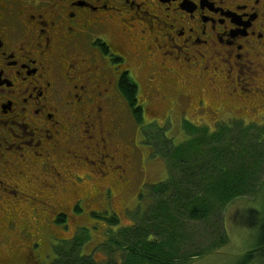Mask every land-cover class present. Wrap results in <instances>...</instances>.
<instances>
[{
	"label": "flooded vegetation",
	"instance_id": "1",
	"mask_svg": "<svg viewBox=\"0 0 264 264\" xmlns=\"http://www.w3.org/2000/svg\"><path fill=\"white\" fill-rule=\"evenodd\" d=\"M124 77L141 129L175 111L263 124L264 0H0V238L79 172L106 186L109 204L130 187L120 113L137 123ZM93 198L54 207L70 214ZM32 245L25 264H37ZM16 259L0 250V264Z\"/></svg>",
	"mask_w": 264,
	"mask_h": 264
},
{
	"label": "rangeland",
	"instance_id": "2",
	"mask_svg": "<svg viewBox=\"0 0 264 264\" xmlns=\"http://www.w3.org/2000/svg\"><path fill=\"white\" fill-rule=\"evenodd\" d=\"M258 87H261L260 84ZM159 89L163 92L161 86ZM208 91L202 92L204 97L216 101L217 98H212ZM164 92L169 93L167 90H164ZM152 99L155 103L154 109L160 115L166 116L167 111L170 110L169 106L166 107L164 103H159L160 98L158 97L154 96ZM206 115L205 121L193 120L190 123L187 116L183 118L175 111L168 114L166 119L156 122V127L140 130L141 128L132 121L129 110L124 109L120 113L121 118H123L121 120L123 127H121L119 140L121 143L126 142L129 145L128 174L131 181L130 187L124 191L123 195L116 196L114 203L109 204L108 194L106 193L104 198L101 195V191L104 192L106 186H103L99 180L90 181L92 178L86 176L85 171L79 172L83 175L76 179L79 185L75 188L65 187L58 190L54 196L55 201L58 202L54 204L47 205L43 202L36 204L34 215L30 216L32 217L31 220L29 219L25 225L22 221H18L16 229L7 230L8 232L6 231L7 233L5 232L2 235L0 238L2 255L6 257L15 255V258H17L8 264H25L19 256L29 252L30 248L27 247L32 244L34 248L31 250L34 257L33 262L50 264L54 259L52 248L64 245L66 241L73 239L75 236L86 238L81 249L82 256H92L98 264L108 262V251L104 247L101 248L100 245L105 243L108 237L111 236L110 233L132 227L138 223L139 219L136 216L139 196L148 197V187L166 181L169 172L173 170L170 166L171 163H168V153L162 150L164 140L161 142L159 135L162 136L160 138H166L167 141H170V145H167V148L170 149L171 143L178 146L188 139L184 124H192L191 130L204 126L210 132H213L215 130L214 115L211 112L206 113ZM247 118H252V116ZM234 119L238 118L226 117L223 121H233ZM253 119L259 120L255 116ZM184 121L189 123L186 124ZM245 123L248 124L251 121ZM262 125L264 124L259 126ZM83 164L91 169L94 168V165L88 161H83ZM252 178L251 190L248 194L216 210L205 221L194 222L187 220V218L182 219L181 222L185 226L183 231L187 239L177 249L178 256L175 258V264H241L243 257L256 247L261 246V227L264 219V198L262 194L264 191L258 197H255L254 192L264 180V163L253 174ZM93 185L96 187L93 188ZM84 196H94V198L91 201L82 203L78 210L70 214H59L60 211L55 208L61 206L69 209L76 199ZM147 207L148 201L145 200L142 202L139 212L146 208L145 213L148 214ZM40 210L45 215H41ZM113 216L118 219V224L117 226H108L107 220ZM57 220H63L64 222L58 223ZM223 239H225L224 244H222ZM117 258L118 255L116 261H119V258ZM251 264H264V247L254 253Z\"/></svg>",
	"mask_w": 264,
	"mask_h": 264
},
{
	"label": "trees",
	"instance_id": "3",
	"mask_svg": "<svg viewBox=\"0 0 264 264\" xmlns=\"http://www.w3.org/2000/svg\"><path fill=\"white\" fill-rule=\"evenodd\" d=\"M120 90L137 125H141L140 112L134 110L135 87L124 77ZM191 125L184 124L188 139L178 146L171 143L170 149L167 148L170 141L159 135L173 170L166 181L148 187V197L139 196L138 223L110 233L100 245L108 251L109 260L105 264H175L177 249L187 239L182 219L205 221L216 210L250 192L251 178L264 163V125L232 121L216 125L213 132L204 126L191 130ZM150 127L156 126L146 128ZM262 191L264 180L254 192L255 197ZM262 195L264 198V192ZM145 200L148 214L146 208L139 212ZM107 224L117 226L118 219L113 216ZM261 237V246L243 257L241 264H251L254 253L264 247V219ZM85 240L83 236H75L62 246H54L50 264H98L92 256H82Z\"/></svg>",
	"mask_w": 264,
	"mask_h": 264
}]
</instances>
